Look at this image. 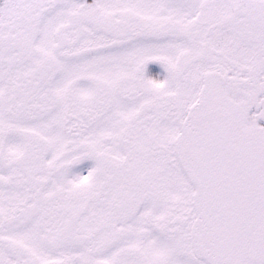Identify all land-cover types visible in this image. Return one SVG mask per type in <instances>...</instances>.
<instances>
[{
	"label": "snow or ice",
	"instance_id": "snow-or-ice-1",
	"mask_svg": "<svg viewBox=\"0 0 264 264\" xmlns=\"http://www.w3.org/2000/svg\"><path fill=\"white\" fill-rule=\"evenodd\" d=\"M261 120L264 0H0V264H264Z\"/></svg>",
	"mask_w": 264,
	"mask_h": 264
},
{
	"label": "rangeland",
	"instance_id": "rangeland-1",
	"mask_svg": "<svg viewBox=\"0 0 264 264\" xmlns=\"http://www.w3.org/2000/svg\"><path fill=\"white\" fill-rule=\"evenodd\" d=\"M89 3V2H87ZM155 64V63H154ZM152 66H155L153 65V63H149L145 69V75H147V73L153 68ZM160 68V67H158ZM147 77V76H146ZM148 78V77H147ZM163 81V80H161ZM257 110L255 108H253L251 111H250V115L254 112H256ZM259 122V121H258ZM260 124V123H259ZM261 125V124H260ZM262 126V125H261ZM94 167V162L91 161V160H84L82 161L80 164L76 165L73 167V169H71V172H70V177L71 176H75V175H87L88 171Z\"/></svg>",
	"mask_w": 264,
	"mask_h": 264
},
{
	"label": "flooded vegetation",
	"instance_id": "flooded-vegetation-1",
	"mask_svg": "<svg viewBox=\"0 0 264 264\" xmlns=\"http://www.w3.org/2000/svg\"><path fill=\"white\" fill-rule=\"evenodd\" d=\"M89 1L92 2V0H89ZM155 65H156L157 67H160V69H162V70L165 72L164 68H163L160 64L155 63ZM146 67H147V65H146ZM165 73H166V72H165ZM166 75H167V73H166Z\"/></svg>",
	"mask_w": 264,
	"mask_h": 264
}]
</instances>
